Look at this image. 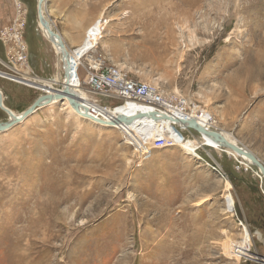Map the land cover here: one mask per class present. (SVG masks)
<instances>
[{"label": "rangeland", "instance_id": "1", "mask_svg": "<svg viewBox=\"0 0 264 264\" xmlns=\"http://www.w3.org/2000/svg\"><path fill=\"white\" fill-rule=\"evenodd\" d=\"M21 1L26 44L36 48L40 38L53 45L39 28L37 0ZM51 5L54 29L64 37L89 26L100 31L98 51L112 64L206 110L223 136L264 165V0ZM1 14L7 25L0 29L13 25V0H0ZM42 49L41 58L32 57L36 67L31 50L28 66L14 65L0 42V89L17 114L50 90L29 85L32 78L64 77L62 55ZM88 49L73 51L81 57ZM15 75L27 82L13 81ZM11 87L15 93L7 94ZM82 90L101 105L116 103ZM64 103L0 133V264H263L229 251L240 238L252 239L251 252L264 258V178L256 167L210 145L198 151L200 159L182 148L153 151L138 167L119 129L79 118ZM7 120L0 109V122ZM213 162L226 180L211 170Z\"/></svg>", "mask_w": 264, "mask_h": 264}, {"label": "built area", "instance_id": "2", "mask_svg": "<svg viewBox=\"0 0 264 264\" xmlns=\"http://www.w3.org/2000/svg\"><path fill=\"white\" fill-rule=\"evenodd\" d=\"M15 1L13 0L16 9V18L14 19L13 25L0 29V42L9 49V54L12 57L14 65L28 66L29 48L23 37L24 28L27 25L26 16L28 11L21 0ZM99 34L100 31L97 33L96 37L100 36ZM90 36L89 32L87 39H89ZM97 47L98 45L96 48ZM96 48L94 50H96ZM94 50L91 49L88 52H85L84 57L78 66L79 72L83 70L85 73L79 86L87 88L88 92L93 95H100L111 100V102H116L111 105H101L96 100L91 99L93 105L99 107L103 113L107 114L97 116V118L100 117L106 121L115 122L118 120V114L116 112L118 109L136 104L143 109L141 112H138V114L155 113L158 118L163 120H167L164 119L163 116H172L178 120H196L200 123V117L204 110L199 106L190 103L188 99L180 94L167 93L158 84L156 85L130 78L124 69L116 65L107 64V60L100 54H94ZM58 55L60 54L58 53ZM18 76L19 75L11 76L13 78L12 80L18 82L21 81V79H24ZM37 80L40 79L36 78L35 81ZM194 114H197L198 116H194ZM149 118L154 120L152 117ZM155 121L159 120L156 118ZM155 121L148 125L149 128L147 131L142 133L131 131V129H128L129 127L127 124H123L124 127L119 124V126L122 127L123 131L120 132L123 134L125 142L133 148L135 155L137 156L138 167L151 157L153 151L171 148L183 149V146L187 144L194 147L192 154L200 159L198 151L203 147H207L201 139L204 135L197 132L201 138H196L191 132V130L194 129L188 127L186 124L168 120L173 126V131L169 132L166 126H158ZM216 124L217 122L212 116L210 117L209 124L204 127L208 130H217ZM157 127H160V130H158ZM209 167L216 174L220 175L223 180L227 179L220 164L213 162ZM238 221L241 223L239 219ZM241 225L243 226V223ZM233 256L236 257L235 255ZM237 259L239 261L242 260L241 262L257 261L256 257H239Z\"/></svg>", "mask_w": 264, "mask_h": 264}, {"label": "bare ground", "instance_id": "3", "mask_svg": "<svg viewBox=\"0 0 264 264\" xmlns=\"http://www.w3.org/2000/svg\"><path fill=\"white\" fill-rule=\"evenodd\" d=\"M15 1V0H14ZM47 1V0H46ZM16 2V1H15ZM17 3V2H16ZM47 7H46V5L44 4L43 5V15H44V19H45V21L47 22V24L49 25V27L50 28H52L53 29V27H52V24L51 23H49V19H48V16H47ZM39 28L41 29V28H44L43 26H41V25H39ZM43 30V29H42ZM44 31H46L45 30V28H44ZM97 33H98V31L96 32V33H92V37H93V40H89V39H87L86 40V42H85V44L87 43V44H89V49H88V51L89 50H91V49H95L96 48V46L97 45H99V40H100V36H98V37H96L97 36ZM44 34V33H43ZM45 35V34H44ZM46 35H47V38H49V36H48V34H47V32H46ZM45 35V36H46ZM94 39H97V41H95ZM57 48V47H56ZM58 49V48H57ZM88 51H86V52H88ZM58 52L60 53V51L58 50ZM57 52V53H58ZM61 54V53H60ZM70 54H71V56H70V60H72V63H73V68H72V73H73V75H72V77H71V80H70V83L72 84V86H73V91L74 92H76V93H78L79 94V96H80V98H81V102L84 104V107H82L81 108V110L79 111V112H77L71 105H70V103L68 102V100L66 99L65 101H61V100H56L55 98H53L52 100H47L45 103H42V107L41 108H43V107H46V106H54V105H56L58 102H65L64 104L65 105H67V107L70 109V111L74 114V115H76L77 117H79V118H82V119H84V120H87V121H90V122H93V123H96V124H98V125H101V126H103V127H113V128H117V129H119L120 131H123L122 130V127H124L123 126V124H127L126 122H119V124L120 125H122V127L121 126H119V124H115V125H110L111 123H113V122H111V121H106V120H104V119H101L100 117H98V119L99 120H101V121H103V123H99V122H96L95 120H93V119H91V118H88L87 116H85V108L87 107L88 108V111L89 112H91L92 114H94V117L96 116H98V113H103V111L99 108V107H93L92 109H90L89 108V104H92V101L91 100H89V98H88V95H87V93L85 92V91H83L82 90V87H80L79 86V83H80V81H81V79H80V77H79V69H78V66H79V64H80V62L82 61L81 60V58L83 59V57H84V54L85 53H83L82 55H81V57H80V55L78 56L75 52L73 53L71 50H70ZM77 56V58H76V56ZM60 56V55H59ZM62 58H63V56H62ZM65 62H66V60H65ZM61 67H63V60H61ZM32 80L34 81V82H43L44 83V85H46V88H47V90H51L52 92H51V94L50 95H56V93L57 92H60V90H57V89H54L55 88V83H61V84H65L66 83V78L65 77H62L61 76V78H59L58 76H56V79H54V80H52V81H50V80H37V81H35L33 78L31 79V81H29V82H27L25 79H21V81H19V82H21L22 84L24 83V81H26L27 83H29V85H31L32 84ZM53 86H54V88H53ZM29 87V86H28ZM31 88V87H30ZM1 90V89H0ZM49 90V91H50ZM49 94V93H48ZM3 101H4V94H3ZM4 107L5 108H7L6 106H5V104H4ZM120 109H123V110H121V111H119V109L116 111L117 112V114H118V117H123V118H127V119H129V118H131V119H133V121L131 120V123L130 124H127L128 125V129H131V131H135V132H138V133H142V132H144V131H147L148 130V128H149V124H152L153 123V121H155V119L153 120V119H151V118H149V117H147V116H149V114L150 113H148V114H144V115H142V117H140L139 116V114H138V112H141L143 109H141V107L140 106H138V105H136V104H133L132 106H128V107H122V108H120ZM11 110V109H10ZM95 110H100L101 112H98V113H96V111ZM37 112V111H36ZM36 112H34V113H36ZM33 113V114H34ZM12 114L13 115H15L16 116V118L18 119V120H20L21 119V116H22V114H23V112L22 113H19V114H17L16 112H14L13 110H12ZM32 114V115H33ZM194 116H198L197 114H194ZM210 117H212V115L210 114V113H207L206 112V110H204L203 112H202V115H201V117H200V123H201V125H203V126H207L208 124H209V120H210ZM29 118V117H28ZM27 118V119H28ZM202 118H204V120H202ZM159 121H155V123L158 125V126H160V125H163V126H166L167 128H168V130H169V132L171 131H173V126H172V124H171V122H169L168 120H163V119H161V118H157ZM215 119V118H214ZM26 119H21V121L20 122H18L16 125H18V124H20V123H22L23 121H25ZM12 123H14V121L12 120V122H11V124ZM16 125H14V126H16ZM118 125V126H117ZM14 126H12V127H14ZM11 127V128H12ZM216 127H217V125H216ZM11 128H9V129H7L6 131H8V130H10ZM158 128V130H160V127H157ZM218 130V129H217ZM6 131H4V132H6ZM221 133V132H220ZM223 133H221V136H223L222 135ZM224 138H226L227 139V141L228 142H230L232 145H234V146H237V147H241L239 144H237V143H235V142H233V141H231L230 139H228L227 137H225V136H223ZM202 139V142L204 143V145L205 146H207V147H209V148H211L210 146H213V147H220V148H222L218 143H216V142H214V140L213 139H211V138H209V137H206V136H203V138H201ZM210 145V146H209ZM241 148H243V147H241ZM212 149V148H211ZM244 149V148H243ZM183 150L184 151H186V152H188L190 155H193L192 153H193V150H194V147L193 146H191L190 144H187V145H184L183 146ZM214 150V149H213ZM244 150H246V149H244ZM229 151H231V150H229ZM246 151H248V150H246ZM231 152H233V151H231ZM234 153V152H233ZM248 153H250V154H252L250 151H248ZM236 154V153H235ZM236 155H238V154H236ZM253 156H255L254 154H252ZM239 156V155H238ZM239 157H241L242 158V160H244L247 164H249V165H251V166H253V167H255L256 165H254L253 163H252V161L250 160V159H248L246 156H239ZM256 157V156H255ZM259 160V159H258ZM262 163V162H261ZM257 168V167H256ZM258 169V168H257ZM264 178V177H263ZM252 246H253V244H252V239H251V242H249V244H247L246 242H244V240L242 239V238H240V240H238V241H236V242H233V243H231V245H230V253H232V255H235L237 258H239V257H246V258H254V257H256L257 258V261H259V259H261V261L260 262H264V258L262 257H258L257 255H253V253H251V251H252ZM252 256H254V257H252Z\"/></svg>", "mask_w": 264, "mask_h": 264}, {"label": "water", "instance_id": "4", "mask_svg": "<svg viewBox=\"0 0 264 264\" xmlns=\"http://www.w3.org/2000/svg\"><path fill=\"white\" fill-rule=\"evenodd\" d=\"M47 4L46 0H37V19H38V24L43 26L49 36L47 38L53 45L54 47L60 51L61 55L63 56V67H64V77L66 78V83L61 84L60 83V92H57L56 95H50L46 93V91L43 89L42 95H40L34 102L33 104L23 112L21 119H27L30 117L34 112L38 111L42 107V103H45L47 100H52L55 98L56 100H63L65 101L66 99L70 103V105L77 111L79 112L82 107H84V104L81 102V98L78 93L73 91V86L70 83L71 77L73 75L72 73V68H73V63L72 60H70V50L67 48V46L64 43L63 38L60 36V34L53 30L52 28L49 27L47 22L44 19L43 15V5ZM44 35V34H43ZM66 60V62H65ZM58 84V83H55ZM48 91V90H47ZM49 92V91H48ZM0 109H2L8 116L7 121H2L0 122V133H3L7 129L11 128L12 126L16 125L18 122L21 121L16 118L15 115L12 114V110L9 108L4 107V101H3V93L0 90ZM85 116L88 118H91L95 120L96 122L103 123V121L99 120L97 117H94L89 111L88 108H85ZM144 114H139L140 117H142ZM149 117H152L154 119L158 118L157 114L155 113H150ZM164 119H167L172 122H177V123H182L186 124L188 127L196 130L199 134H202L206 137H209L214 140V142L218 143L222 148L231 150L234 153L238 154L239 156H246L248 159L252 161L255 167L258 168L259 172L262 174L264 177V165L258 160L257 157L253 156L252 154L248 153V151L244 150L241 147H237L232 145L230 142L227 141L226 138L221 136V133L217 130H208L204 126H202L198 121L196 120H190V121H184V120H178L176 118H173L172 116H163ZM12 120L14 123L11 124ZM131 120L133 119L129 118H123V117H118V120L115 122L111 123L110 125H115L119 124V122H126L127 124L131 123ZM260 258V257H259ZM262 258V257H261ZM264 264V262L262 261Z\"/></svg>", "mask_w": 264, "mask_h": 264}, {"label": "crops", "instance_id": "5", "mask_svg": "<svg viewBox=\"0 0 264 264\" xmlns=\"http://www.w3.org/2000/svg\"><path fill=\"white\" fill-rule=\"evenodd\" d=\"M49 2H50V0H47V4H46V7H47V16H48V19H49V23H51L52 24V27H53V29L54 28H56V26H55V19H56V15H55V8L53 7V5H51L50 6V8L48 7V4H49ZM5 25H7V23H6V21H5V18H4V16L1 14L0 15V28L2 27V26H5ZM83 28V27H82ZM55 30V29H54ZM55 31H57L59 34H60V36L63 38V40H64V43H65V45L67 46V48L69 49V50H71L73 53L74 52H76V51H73L74 49H77L78 47H80L82 44H84L85 46H88L89 44H85V42H86V40H87V35H88V33L90 32V35H92V28H91V26H89L88 27V29L86 30V28H84V29H81L80 30V33L77 35V36H74V37H68V38H66V36L64 37L63 35H62V33L60 32V31H58L57 29L55 30ZM84 36H85V38H84ZM38 41H39V44H38V46L35 48V46L34 45H28V48H29V51L31 50V53H30V56H31V61H32V67H36L37 65V62L34 60V59H32V57H34V55H36V57L38 56V57H40L39 56V54L38 53H43L44 54V52H43V47H44V49H45V51L46 52H51V51H55L54 53L56 54V57H58V53H57V50L55 49V47L53 46V45H51V44H49V42H47V40H45L44 41V43H43V40H41L40 38L39 39H37ZM89 40H90V38H89ZM32 54V55H31ZM94 54H100V55H102L106 60H107V64H112L109 60H108V57L106 56V54H104V53H102V52H100V51H98V47L96 48V50H94ZM44 57V56H43ZM41 58V57H40ZM45 58V57H44ZM48 58V57H47ZM48 59H50V58H48ZM52 59V58H51ZM50 59V60H51ZM51 62H52V60H51ZM112 65H114V64H112ZM58 75V74H57ZM56 78V77H55ZM49 93V92H48Z\"/></svg>", "mask_w": 264, "mask_h": 264}, {"label": "trees", "instance_id": "6", "mask_svg": "<svg viewBox=\"0 0 264 264\" xmlns=\"http://www.w3.org/2000/svg\"><path fill=\"white\" fill-rule=\"evenodd\" d=\"M10 89H11V91L13 90V94H14V93H15V88H13V87H11V88H9V89L6 90L7 94L11 93V92H10ZM5 104H6V107L8 106V107L14 109V107H11L7 102H5ZM30 105H31V104L28 103V104L26 105V108H28ZM15 110H16V109H15ZM23 110H24V109H21L20 111L22 112ZM20 111H19V112H20ZM244 263H248V262H244Z\"/></svg>", "mask_w": 264, "mask_h": 264}]
</instances>
